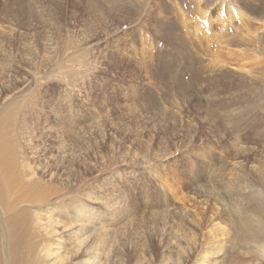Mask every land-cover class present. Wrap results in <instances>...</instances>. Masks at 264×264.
Here are the masks:
<instances>
[{
	"label": "rangeland",
	"instance_id": "1",
	"mask_svg": "<svg viewBox=\"0 0 264 264\" xmlns=\"http://www.w3.org/2000/svg\"><path fill=\"white\" fill-rule=\"evenodd\" d=\"M15 146L64 260L264 264V0H0Z\"/></svg>",
	"mask_w": 264,
	"mask_h": 264
},
{
	"label": "bare ground",
	"instance_id": "2",
	"mask_svg": "<svg viewBox=\"0 0 264 264\" xmlns=\"http://www.w3.org/2000/svg\"><path fill=\"white\" fill-rule=\"evenodd\" d=\"M27 157L16 146L0 149V264H74L72 259L64 260L59 250L64 241L67 243L68 238L61 237L64 233L70 234L68 225L64 221L60 230H56L53 214L47 212L58 197L51 187L52 176L48 178L47 187L36 172L47 168L34 167ZM84 246L82 243L81 247ZM82 252L81 249L79 254ZM202 261L206 264L205 259Z\"/></svg>",
	"mask_w": 264,
	"mask_h": 264
}]
</instances>
